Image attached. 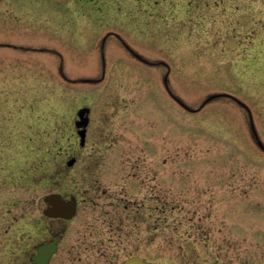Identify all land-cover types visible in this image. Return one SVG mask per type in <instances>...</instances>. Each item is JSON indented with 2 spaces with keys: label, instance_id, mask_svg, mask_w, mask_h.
<instances>
[{
  "label": "rangeland",
  "instance_id": "rangeland-1",
  "mask_svg": "<svg viewBox=\"0 0 264 264\" xmlns=\"http://www.w3.org/2000/svg\"><path fill=\"white\" fill-rule=\"evenodd\" d=\"M0 43V264H264V0H0Z\"/></svg>",
  "mask_w": 264,
  "mask_h": 264
},
{
  "label": "water",
  "instance_id": "water-1",
  "mask_svg": "<svg viewBox=\"0 0 264 264\" xmlns=\"http://www.w3.org/2000/svg\"><path fill=\"white\" fill-rule=\"evenodd\" d=\"M89 108L83 107L77 111V120L75 121V127L77 128V134L79 136V145L82 147L85 144L86 127L89 123ZM253 128V126H252ZM254 130V129H253ZM255 134V132H254ZM259 146L261 144L257 140ZM75 159L72 158L67 161V166H72ZM44 202L48 205V208L44 210V215L52 218H65L70 219L74 216L76 211V202L71 200H65L59 194H51L44 197ZM56 252V246L51 243L42 246L38 249V255L34 257L37 264H48L50 257ZM120 264H152L144 261L140 257H131L125 259Z\"/></svg>",
  "mask_w": 264,
  "mask_h": 264
},
{
  "label": "flooded vegetation",
  "instance_id": "flooded-vegetation-1",
  "mask_svg": "<svg viewBox=\"0 0 264 264\" xmlns=\"http://www.w3.org/2000/svg\"><path fill=\"white\" fill-rule=\"evenodd\" d=\"M1 44V43H0ZM5 47L6 44H2L1 46ZM77 202V200H76ZM45 206H42V208H40V212H41V216H38L37 218H35V220L37 221V223L39 224H43L45 223L46 225V228L49 229L48 227V223L50 221H55V220H61V221H70L72 220L74 217H72L71 219H63V218H52V217H47L44 215V210L45 208L47 207L46 204L44 203ZM77 207H78V202H77ZM46 221V222H45ZM54 231L53 230H50V233H51V236L50 238L48 239H42L40 241H37V242H32V243H25L27 247H23V248H20L18 250V258L20 257V260L17 259L15 260L16 264L20 262V264H37L34 260V257H36L38 255V249L42 246H45V245H48V244H51L53 243L55 246H56V252L55 254H53L50 258V261L54 258V256H56V254L58 253L59 251V239L57 237H55L52 233ZM60 237V236H59ZM27 240H30V239H27ZM27 240H24L22 239V241H27ZM49 261V263H50ZM48 263V264H49Z\"/></svg>",
  "mask_w": 264,
  "mask_h": 264
}]
</instances>
